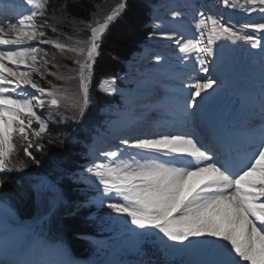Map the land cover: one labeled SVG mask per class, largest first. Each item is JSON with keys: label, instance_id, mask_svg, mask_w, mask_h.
<instances>
[{"label": "snow or ice", "instance_id": "snow-or-ice-1", "mask_svg": "<svg viewBox=\"0 0 264 264\" xmlns=\"http://www.w3.org/2000/svg\"><path fill=\"white\" fill-rule=\"evenodd\" d=\"M24 2L30 6L29 14L18 13V23L0 19V46L13 47V50H0V186L6 183L2 177L8 172L27 167L17 156L21 148L29 161L39 163L29 149L39 150L42 146L34 142L29 133L40 138L48 129L47 119L37 114L45 105V96L50 98V106L57 109L62 104L71 106L83 115L90 102L85 72L90 73L93 68L99 39L108 23L126 7L121 3L102 23L85 25L90 28L89 39L79 47L68 49L83 57L74 61L79 66L82 89V95L76 97L33 83L32 74L39 72L35 67L38 52L43 49L22 45L44 36L43 31L37 30L35 18L44 16L48 0ZM222 3L226 8H236L230 5V0H222ZM257 4L264 14V0H245L247 7L240 5V9L254 11L252 6ZM221 19L223 17H205L201 13L196 23L199 38L194 33L192 39L180 45V51L193 53L203 66V54L211 53L212 45L218 40L243 41L252 47L261 45L257 33L264 36V23L233 30L230 22L221 23ZM206 21L211 22L210 27ZM47 23L45 20L39 27ZM247 27L254 30L253 34H243ZM6 30L13 33L10 38H6ZM55 47L65 49L61 43ZM29 62V70L20 71L22 65L29 67ZM201 70L207 71V68ZM214 83L212 79L198 80L191 92L192 104L195 105L197 97ZM25 85L35 91L24 89ZM33 121L39 125L38 130L32 128ZM14 135L23 143H15ZM154 135L155 138L124 139L123 148L100 153L96 161L84 169L89 174V186H94L100 194L101 203L107 201V208L130 218V223L143 230L145 236L158 230L167 239L177 242L190 237L216 238L220 258L211 264H264V128L259 139L250 142L242 154L224 158L194 132ZM0 264L5 261L0 259Z\"/></svg>", "mask_w": 264, "mask_h": 264}, {"label": "trees", "instance_id": "trees-1", "mask_svg": "<svg viewBox=\"0 0 264 264\" xmlns=\"http://www.w3.org/2000/svg\"><path fill=\"white\" fill-rule=\"evenodd\" d=\"M109 1L48 0L42 18L48 22L45 36L52 42L46 45L50 73L46 76L45 86L75 96L71 91L75 92L79 88L75 79L77 74L75 71L66 74L65 68L71 60L79 57L59 52L53 43L68 44L69 39L74 41L86 32L88 39L90 28L85 25L92 22L99 6ZM153 1H126V7L109 23L99 39L100 47L89 86L90 102L83 115L80 116L78 110L71 106L62 104L57 109L46 104L42 110L49 121L46 133H42L40 138L32 137L29 133L30 138L42 146L39 150L35 147L29 149L39 163L29 161L21 148L17 156L27 163V167L8 172L2 177L6 183L0 186V197L8 200L20 218L33 221L47 214L55 200L56 193L46 186H40L41 180L46 178L59 185L62 197L49 220L54 233L64 237L75 254L95 256L115 264H171L177 260L162 246L154 230L150 235L139 233L130 238L110 258L115 247L126 237L125 233L111 235L120 228L135 225L130 223V218L107 208V204H79L88 197L89 192L73 180L74 169L80 164L84 153L83 138L89 137L91 130L100 124L102 106L117 99V95L103 92L99 85L104 78L120 76L125 72V60L151 35L153 28L149 24V11ZM110 9L105 8L102 15ZM32 128L38 130L39 125L33 121ZM74 134L78 135L76 142L72 138ZM13 139L18 145L23 143L17 135ZM87 235L98 239L92 240Z\"/></svg>", "mask_w": 264, "mask_h": 264}, {"label": "bare ground", "instance_id": "bare-ground-1", "mask_svg": "<svg viewBox=\"0 0 264 264\" xmlns=\"http://www.w3.org/2000/svg\"><path fill=\"white\" fill-rule=\"evenodd\" d=\"M168 4H170L172 9L174 8V10L177 8L179 9L181 7L182 11H180V14L182 15L172 13L174 16L171 17V19L169 20V23H167L166 21V23L162 24L164 26L163 31L165 32V35L160 36L159 39L152 38L151 40H149L147 47L145 48L144 52L141 54L142 57L140 58V62H139V64L145 65V66L154 64L153 70H155V72H148L150 68H147L146 72L144 73L146 77H144V79H142L141 81L142 83H144L143 86L145 87L139 89L138 91L132 94H129L128 98H127V94H125L126 92L123 93L125 95V107H126V104L129 103V101H132L131 106H130L132 110L130 111L128 118L129 116L131 118H136V119L141 117L140 121H144L146 123L140 132H138L135 128L134 124H137L136 122H133V124H129L131 129L134 128L132 132L133 138L134 137L154 138L155 137L154 134H161V133L181 135L183 134L182 132H178L177 130H171V129L168 130L169 128H166L165 130L158 129V131L154 132L151 135L150 133L151 131L156 129L157 125L162 124V123H170L171 125L172 124L174 125L175 123L174 121L177 120L178 123L185 125V127H183L184 129H188V125L192 123L191 120H193V117H191V115L186 116L184 112V109L185 108L188 109V107L190 109V106L185 104L186 101L184 102L185 99L183 97V94L187 95V92L185 91H188V92L191 91L193 85L185 86L176 80L174 82V80H172L173 75L178 76V74L183 75L185 73L187 75H190L191 72L194 70V68H197L196 70L197 75L195 76L203 77L206 74L205 77H207L208 75H211L210 79H214V81H217L220 83L218 84L217 82H215V84H218V86L219 85L227 86V87L231 86V80H230L231 78H227L225 82H223L221 79L223 75L219 77L217 76V78H215L216 77L215 75H217L216 74L217 72L215 71L220 69L221 65L224 67V65L228 62L227 58L229 57L228 56L225 58V56L223 55L224 51H222V53L220 52L222 47H218L219 40L216 41V43L212 45L213 50L211 53L203 54L202 58H204L207 61V62L205 61V65L203 66L199 64V62L196 60L193 53L185 54L180 51V45L182 43L187 42L189 39H192L194 33H196L197 38H199L198 32L196 30V23L198 22L200 18V14L203 13L205 17H207L208 15H212L211 14L212 10L205 4V0H164L161 3L162 6H165ZM27 6L28 5H26L25 3L24 7H27ZM260 7L261 6L259 4L253 6V8L255 9L253 12L257 13L258 15L257 19L255 18L254 19L257 21L264 22V18H262L264 14H262L259 11ZM171 10H168V11H171ZM164 12H167L165 8L162 10H159V13L161 14H164ZM38 18H40L41 21L43 22V19L41 17H38ZM206 23L209 25V27L211 26L210 21H206ZM155 24L158 25L159 22L157 21ZM12 35H13L12 32L6 31V38H10ZM206 37H207V31H205V43L207 42ZM39 41L40 40L26 42V44L22 46H28V45L34 46ZM0 50H13V47L12 46H0ZM251 51L252 50H249L246 55L244 56L242 55L243 58L241 62L245 61L244 64H246L252 70L253 74H254L253 71H255V73L258 75L257 77H259L260 79L254 80L251 75H247V77L244 75L243 77L247 78V80H244L243 82L245 87L240 88L239 86L237 87V84H236V90H235L236 95H233L236 97L235 104L240 103V107H238L237 105H236L237 107L236 106L232 107L233 105L231 104V106H229V108L227 109L223 105L226 110L224 111L222 115L223 116L222 120L225 122V124H227V121L232 120L229 122V124L233 123L235 127L242 126V128H244L245 130L246 136H249L251 138L250 142H252L253 140H258L261 134V129L264 128V86L259 85V82L260 83L264 82V56L263 55L262 57L257 56V53H255L254 51L253 52ZM155 52L158 53L159 55L165 52L164 55L165 54L168 55V60L174 62L179 59L182 61L181 65H185V66L182 67V66L171 64L170 68L172 67L171 72L173 73H172V76L171 75L168 76L167 72H169V70L166 69L165 67L169 66L168 65L169 63H167V61L164 60L162 56H158L157 58H152L151 56H153ZM254 53L256 54L257 57L255 56ZM185 57H188V59ZM216 58H218L219 61L216 64L217 66L215 65V67L212 68L214 64V59ZM209 61L212 62L213 64L211 65L210 63H208ZM237 61H240V59L238 58ZM30 66H31V62H29V67H25L22 65L20 68V71H28ZM202 67L203 68L207 67V71L201 70ZM38 73L39 72H34L32 74V79ZM133 75L139 76V75H136L135 73H133ZM168 78H170L173 81L171 85L165 82L166 81L165 79H168ZM227 80H229L230 83L226 82ZM33 83H35L34 79H33ZM133 83H136V82H133ZM22 87L24 89L30 90L29 86L25 85ZM209 89H206L203 93H201V96L199 97V100H198V104L199 102L203 103V101L206 100V98H208L207 92ZM30 91L34 92L35 90H30ZM245 93H248V97H250L248 101L251 100L250 102L251 106L249 105V103L246 104V99L244 96ZM254 100L256 101L255 103H253ZM255 104L259 105V107L261 106V108L263 107V110H261L260 112L259 109H256ZM177 117H180V118H177ZM252 121H255L256 123H253ZM225 124H224V129L222 130V133H225V135L228 133L227 136L229 138H234L236 135V132L228 131L229 126ZM176 127H179V125L177 124ZM229 138H228V142H230ZM111 145H114L113 142L111 143ZM111 148H116V147L106 146V147H103L101 151H104L106 149L109 150ZM237 150H239L238 147H237ZM97 151H100V150H97ZM226 156L228 157V155H225V157ZM221 158H224V157L222 156ZM193 179L195 180L198 178H193ZM1 204L2 202L0 201V205ZM3 216L5 215H2V217ZM6 230L9 233H6L5 231L1 232L2 230H0V253L4 251L6 252L9 251V252H12V254H15V255L18 254V256L15 259L18 262H21L22 264H38V262L40 261H42V264H49V261L51 260L53 261L52 264H62L63 263V259L58 258V257H61V255L63 254L61 251L62 249H59L58 251L53 253L52 256H49L47 252L46 253L39 252L38 254L27 252L28 254H27L26 260L22 259L24 254L21 255V253L18 252L17 248L19 247V245L18 246L16 245V243L19 241V240L16 241L17 239L16 236H19L18 233L12 234L11 230H8V229ZM195 238H196V242L198 246L212 247V250L210 252H212L213 255L210 253L208 255L209 259L211 258V260H213L212 257H215L214 260H217L220 258L218 255L217 249L215 247L216 238H213V237H195ZM39 244L40 242H38L36 246H38ZM197 248L198 250L200 249L199 247ZM36 251H39V250H36ZM200 251L201 250H199L198 252L200 253ZM19 256H22V257H19ZM82 262L83 261L81 260L74 261V259L71 257L69 263L70 264L72 263L82 264ZM65 263L66 262L64 261V264ZM69 263H66V264H69Z\"/></svg>", "mask_w": 264, "mask_h": 264}, {"label": "rangeland", "instance_id": "rangeland-1", "mask_svg": "<svg viewBox=\"0 0 264 264\" xmlns=\"http://www.w3.org/2000/svg\"><path fill=\"white\" fill-rule=\"evenodd\" d=\"M126 1L127 0H111L109 2H105V5L104 4L100 5L99 9L96 11V13L93 16V19H92V22H91L92 26H95V22L96 21L102 23L104 21V19L107 17V15L111 14L112 11L117 7V5H119L121 3H126ZM162 1H164V0H155L151 4L152 9H151V13H150L151 14L150 23L153 26L154 33L151 34L149 36V38L147 39V41L142 43L140 45V48L135 50L131 54L129 59H127L124 62L125 68H126V71H127L126 73L122 74L118 78H114V79L107 78V79H104L102 81L100 87H101V89L103 91L108 92V93H113L114 92L115 94H119L120 95L119 96L120 100H124L125 99V95L123 94L124 92H126L125 94H127V98H128L129 94H132V93L138 91L139 89L145 87V86H143L144 83H142L141 81H142V79H144V77H146V75H144V73L146 72L147 68H150V70H148V72H155V70H153L154 64L153 65H146V66L139 64L140 58L142 57L141 54L144 52L145 48L147 47V45L149 43V40H151L152 38L159 39L160 36L165 35V32L163 31V29H164V26L162 25L163 23H166V21H167V23H169V20L171 19L172 16H174L173 15L174 13H176L178 15H182V14H180V11H182L181 7L179 8L180 10L178 8L174 10V8L172 9V7L170 6V4L162 6L161 5ZM205 4L212 10L211 14L213 16H216V18H218V19L220 17H223V19L220 20L221 23L230 22L231 26L233 27V30H238V29H241V28H245V26L250 25L252 23H264L263 21L261 22V21L255 20L258 17L257 13H255L253 11H242L240 9V5H245V0H230V4L231 5L232 4L236 5V7H238L239 10L236 9V8H232V10L230 11V15H228L226 18H225V11H223L221 9H217V7L215 6V3L212 0H205ZM108 7H111L110 11L107 14L102 15L103 12H105L104 11L105 8H108ZM245 7H247V5H245ZM164 8L167 10V12H164V14L159 13V10H162ZM168 10H171V11H168ZM44 21L45 20H43V22H42L41 19L38 18V17L35 20L36 24H38L37 25V30L38 31H43L46 34L47 33V25L42 27V28L39 27L40 25L44 24ZM157 21L159 22L158 25L155 24ZM109 23H108V25H109ZM88 32L90 33V30ZM253 32H254V30L251 27H247L246 31L243 34H253ZM45 34H44V36H45ZM102 35H101V37H102ZM44 36H41L39 38V40L40 41L46 40L44 38ZM260 38H262L264 40V36H262L261 34L257 33V39H260ZM86 40H87V32H86V34L78 36L77 38H75L74 41L69 39L70 42L68 44L62 43V42H56V41L53 44L54 45L57 44V43L64 44L65 45V49L63 51H61L60 49L57 48L59 50V52H62L64 54H72V55H77L78 56L77 53L71 52L68 49L72 48V47H79ZM40 41L37 42L36 45H34V46H39V48H42L43 52H38L36 67L39 69V73L35 77H33V79H34L35 83L38 86L45 87V88H48V89L52 90L53 88L45 86V84L47 82L46 76L50 73V68L48 66V61L50 59L49 58V51L46 48L45 44H41ZM78 42H80V43L78 44ZM218 47H222V49H224V50L221 49L220 52L222 53V51H224L223 55L225 56V58L228 57V56L229 57L227 58L228 62L225 64L226 66L224 65V67H223L221 65L220 69H218L215 72H217L216 74H217L218 77L223 75L222 77L231 78L230 79L231 80V86H228V87L227 86H222V87L221 86H215V83H214V85L207 92L208 93L207 94L208 98H206V100L203 101L204 103L201 106L202 110L206 109L207 103H209L211 106H213L215 104H218L219 102L225 104V98H226V101L228 103V107L231 106V104L233 105L232 107H235L236 105L238 106L239 104H235L236 97L233 96V95H236V93H235L236 84H237V87L238 86L240 88L241 87H245L243 82H244V80H247V78H246L247 75H251L254 80H259L260 79L259 77H257L258 75L255 73V71H253L254 72V74H253L252 70L246 64H244L245 61H242L243 62L242 63L241 60L243 58L242 55L243 56L246 55L249 50H252L251 52L254 51L255 53H257V56H260V57H262V55L264 56V49L263 48H259L258 49L257 47H252L251 45H249V44H247V43H245L243 41H232L231 39L219 40ZM260 49L263 50V51H261ZM225 51H226V53H225ZM175 52H174V54H175ZM44 53H46L47 55H44ZM164 53H161L162 55L161 54L159 55L158 53L155 52V54H153V56H151V57L152 58H157L158 56H162V58H164V60H166L167 63H169L168 64L169 66L165 67L166 69L169 70V72H167L168 76H170V75L172 76V73H173V72H171L172 71L171 70L172 67L170 68L171 64L172 65L182 66V67L185 66V65H181L182 61L179 60V59L174 61V62L168 60V55L167 54L164 55ZM231 56H232V58H231ZM255 56H256V54H255ZM78 57L81 60L83 59V57H80V56H78ZM185 58L188 59V57H185ZM238 58L240 59V61H237ZM45 61H47V63H45ZM74 61L75 60H71V63L65 68V72H66V74H71L73 71L76 72L77 75H76L75 79H76V83H77V88L78 87L79 88L75 92L71 91V94L75 93V96L78 97V96L82 95V89L80 88V80H79V74H78L79 66ZM215 61H217V63H218L219 59L216 58V59H214V62ZM208 63H210L211 65L213 64L210 61ZM178 66H176V67H178ZM198 67H200V66H198ZM213 67H215V66H212V68ZM93 69H94V64H93V68H92L90 73L88 71L85 72V76L87 78L85 83L87 84L88 90H89V86H90V81L92 79ZM154 69H156V68H154ZM196 70H197V68H194V70L191 72L190 75H187L186 73L183 74V75L178 74V76L177 75L176 76L173 75L172 76V80H174V82L176 80V81L182 83L185 86H187V85L188 86H190V85L194 86L195 83L198 80L201 81V82H204L205 80L210 79L211 75H208L207 77H205L206 74L203 77L195 76V75H197V71ZM133 73H135L136 75H139V76H134ZM244 75L246 76L245 78L243 77ZM165 80H166L165 82L169 83V85H171L173 83V81L170 78L165 79ZM212 80H214V79H212ZM133 82H136V83H133ZM119 83L121 84V86H120ZM259 85L264 86V82H262V83L259 82ZM193 86H192V90L191 91H189V92L185 91V92H187V95L183 94V97L185 99L184 101H186L185 104L190 106V109H189V107H188V109L185 108L186 111H187V115L188 116L191 115V117H193L192 115L197 113L195 111V108H198V100H199V97H197L195 105L192 104L191 92L194 90ZM224 87H226V88H224ZM110 88H114L115 90L114 91H106V89H110ZM135 89H137V90H135ZM244 96H245V99H246V104L247 103L250 104L251 100L248 101L249 98H250V97H248V93H245ZM44 99L46 101L45 105L46 104L50 105L48 103V100L50 98L45 96ZM255 102L256 101L254 100L253 103H255ZM131 103H132V101H129V103L126 104L127 108L124 107V108L121 109L122 112H126L127 117L129 115L130 111L132 110L130 108ZM255 107H257V109H259L260 112H261V110H263V107L261 108V106L259 107V105L255 104ZM117 109H118L117 105H109V106H106L105 108H103L102 113H104V116H105L104 123H105V121L107 122V120H108V122L111 121V123H114V122L118 123V122L124 121L125 116L122 114V115H120V117H118L119 111ZM127 109H128V111H126ZM191 109H192V111H191ZM41 110H42V108L38 109L37 114L41 115L42 118H45L41 114ZM107 112H113L116 115L115 116H111ZM107 115H110V116H107ZM136 116H137V114H136ZM252 122L256 123L255 121H252ZM105 125H106V127L110 126V124H108V123H106ZM122 147H119V148H122ZM115 149L117 150V148H111L109 150L106 149V150H104L102 152L101 151L100 152L97 151V152H99V154H100V153H104V152H108V151H115ZM90 165L91 164H89L87 167H89ZM87 167H85V169ZM87 176L88 177H85L83 179L89 185L90 184L89 174H87ZM40 186H42V187L49 186V188L55 189V184L54 183H50L48 180H45V179H43V181L40 182ZM0 201L2 202V204L0 205V230H2L1 232L5 231L6 233H9L6 230V229H8V230L12 231V234H14V233L17 234L18 233L19 236L15 235L16 238H17L16 241L19 240L16 243L17 246L19 245L17 250H18V252L21 253V255L24 254L25 256H27V254L30 253V251L33 250V247H34V245L36 243V240L34 238L38 239L41 236L48 235V230H46L44 228V223H41V221L43 219H41L40 222H37L35 225L34 224L32 225L31 223H27V222H22L18 218L17 212H15L11 208V206H9V204L7 202H4L2 200H0ZM93 201L96 204H101V197H100L99 193L93 198ZM105 202H107V201H105ZM2 215H5V216L2 217ZM122 231L126 233V237H128V236L131 237V236H133V235H135V234H137L139 232H142L143 230L138 229L137 227L131 226V227H125V229H122ZM122 231L119 230L116 234H119ZM154 231H155V233H156V235L158 237V240L161 242L162 246L165 249H167L171 253V255L173 257H175L177 259L174 262H172L171 264H211V262L213 261V260H211V258L209 259V256H208L210 253L212 254V252H210L212 250V247H206V246L200 247V246H198L195 237H190L188 240H185V241H182V242H177V241H171V240L167 239L166 237L163 236L162 233H159L158 230H154ZM47 238H49V237H47ZM128 238H126L122 243H119L112 253H115L117 251V249H119V247L122 244H124L126 242V240H128ZM31 239L34 240L33 243L30 242ZM203 244H205V243H203ZM36 245H37V243H36ZM39 245L37 246L36 250H40V249H38ZM196 246L200 248L199 249V250H201L200 253L198 252L199 250H198V248ZM52 247H53L52 248L53 253H55L57 249L58 250L62 249L61 251H62L63 254L61 255V257H58V258L59 259H63V261H64V257H67V255H69L68 247H67L66 243L63 240H58V241L56 240L55 243H52ZM56 247H57V249L55 250ZM46 251L49 253L50 250L46 249ZM46 251H45V253H46ZM35 252L36 251H34L33 254ZM112 253H111V255H112ZM5 254L7 256H12V258L14 260H16L15 258L18 256V254H16V255L12 254V252H9V251H7ZM19 257H22V256H19ZM214 258L215 257H212V259H214ZM87 263H89V264H108V263H100L99 261H97L95 259H91L89 262H88V260L86 262H82V264H87Z\"/></svg>", "mask_w": 264, "mask_h": 264}]
</instances>
